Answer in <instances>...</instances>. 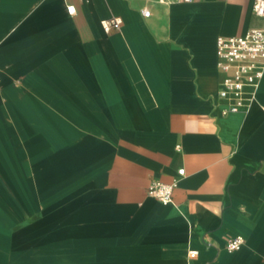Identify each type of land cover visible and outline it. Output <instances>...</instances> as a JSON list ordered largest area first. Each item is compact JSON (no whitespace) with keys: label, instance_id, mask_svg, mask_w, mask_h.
Instances as JSON below:
<instances>
[{"label":"crops","instance_id":"1","mask_svg":"<svg viewBox=\"0 0 264 264\" xmlns=\"http://www.w3.org/2000/svg\"><path fill=\"white\" fill-rule=\"evenodd\" d=\"M169 1L0 0V264H264V70L216 58L264 18Z\"/></svg>","mask_w":264,"mask_h":264},{"label":"built area","instance_id":"2","mask_svg":"<svg viewBox=\"0 0 264 264\" xmlns=\"http://www.w3.org/2000/svg\"><path fill=\"white\" fill-rule=\"evenodd\" d=\"M180 2L190 3L194 0H179ZM252 12L260 18H264V0H251ZM161 4L170 3L169 0H158ZM66 11L69 15L74 13L73 6H67ZM144 17L149 16L148 11H142ZM118 19L102 23L105 32L110 29H117L120 25ZM216 58L217 69L224 75L220 96L228 92H237L241 89L244 81H259L264 70V29H253L240 37L216 39ZM235 111L234 108L230 109ZM183 170L178 174L183 175ZM175 184H163L152 182L146 189V194L159 201L163 205L172 203V195ZM243 239L234 237L226 241L225 250L228 253H234L240 249ZM188 258L196 256L195 251L188 252Z\"/></svg>","mask_w":264,"mask_h":264}]
</instances>
